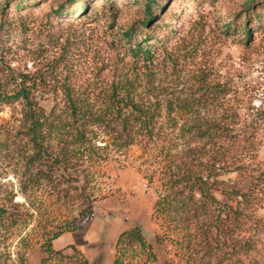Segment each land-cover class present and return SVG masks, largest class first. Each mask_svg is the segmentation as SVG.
Segmentation results:
<instances>
[{
    "label": "rangeland",
    "instance_id": "374dc122",
    "mask_svg": "<svg viewBox=\"0 0 264 264\" xmlns=\"http://www.w3.org/2000/svg\"><path fill=\"white\" fill-rule=\"evenodd\" d=\"M16 1L18 8L14 0H0V71L42 76L36 97L47 113L63 110L66 91L101 110L112 86L128 79L142 96L160 102L166 136L116 152L109 136L93 128L94 152L78 163L73 179L47 174L50 180L22 195L23 174L37 170L26 171L34 149L23 134L22 105H0V209L17 219L0 226V264H40L43 235L63 222L81 228L62 234L53 248L72 245L89 264H111L118 234L135 226L154 250L150 264H177L176 242L184 234L179 215L173 205L153 214V206L177 164L216 152H224L228 164L219 179L257 191L256 215L264 226V1L246 12V0H156L149 41L159 46L150 75L142 73L145 66H134L122 36L136 20L134 1L140 0H111V6L77 0L80 11L69 0ZM254 11L260 15L244 35L239 26ZM211 123L240 129L249 139L229 145L189 133ZM256 241L264 264V234Z\"/></svg>",
    "mask_w": 264,
    "mask_h": 264
},
{
    "label": "trees",
    "instance_id": "16d2710c",
    "mask_svg": "<svg viewBox=\"0 0 264 264\" xmlns=\"http://www.w3.org/2000/svg\"><path fill=\"white\" fill-rule=\"evenodd\" d=\"M69 1L77 11L81 10L76 5L77 0ZM263 1L246 0L245 11ZM12 4L15 8L20 7L16 0ZM106 4L111 6V0H106ZM156 4V0L134 1L138 16L122 34L129 43L134 66L137 67V63L145 66L142 73L148 75L152 74L150 69L156 58L155 48L159 46H153L149 41L153 12L158 9ZM248 15L246 23L239 26L244 35L249 33L246 25L250 19L260 14L254 11ZM140 31L146 33L138 39ZM44 84L42 76H27L10 68L0 71V105L9 106L16 102L22 105L23 134L34 149L26 171L31 172L35 166L37 170L34 174H23L24 180L20 184L22 195L38 187L42 180H50L52 176L47 174L60 172L67 179H73L72 174L78 173V163L90 158L94 152L93 139L97 132L93 128L109 136L110 145L116 152L134 143L146 145L166 136L159 124L162 117L160 102H151L147 96H142L128 79L112 86L104 108L98 111L93 110L88 99L76 98L66 91L63 110L55 111L53 107L47 113L36 97ZM168 109L171 112L170 106ZM191 132L210 143L219 140L232 145L249 139L247 133L240 129L232 130L212 123L195 127ZM193 158L196 163L184 158L173 168L164 183L166 193L160 194L153 206V214H163L173 205L179 215L180 230L184 234L182 240L176 242L181 251L177 264H259L256 236L264 234V226L256 215L257 191L218 178L228 167L224 152ZM220 167L223 170L219 171ZM216 192L226 201L221 202L215 196ZM79 195L81 197L82 194ZM87 207L86 217L91 215L89 204ZM6 224L16 225L17 219L10 218L7 209H0V226ZM80 228L81 224L63 222L46 232L40 243L44 255L40 264H89L74 246L55 250L52 245L62 234ZM66 249H70L71 254H65ZM155 259L154 250L139 227H131L118 234L111 264H150Z\"/></svg>",
    "mask_w": 264,
    "mask_h": 264
}]
</instances>
